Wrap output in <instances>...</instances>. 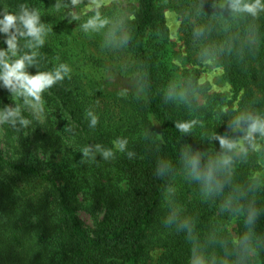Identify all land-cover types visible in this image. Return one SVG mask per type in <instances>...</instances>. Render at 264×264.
Segmentation results:
<instances>
[{
    "label": "trees",
    "instance_id": "trees-1",
    "mask_svg": "<svg viewBox=\"0 0 264 264\" xmlns=\"http://www.w3.org/2000/svg\"><path fill=\"white\" fill-rule=\"evenodd\" d=\"M57 1L0 0V16L37 13L43 40L22 35L18 21L3 33L0 50L7 48L15 61L30 57L29 75L61 70L64 79L45 91L84 146L111 150L107 159L95 158L117 169L124 182L97 187L94 209L102 217L90 235L78 216L88 181L64 171L52 152L39 155L25 143L20 117L3 106L4 141L15 145L17 158L0 151V264H141L149 247L162 250L156 264H251L252 249L264 264V188L239 163L226 127L244 121L253 140L264 139V0L252 9L246 5L257 0L171 5L186 49L213 58L240 96L237 108L229 104L226 112L213 111L224 97L208 95L196 78H188L183 91L176 87L163 63L167 29L156 0H139L135 17L113 30L110 39L131 66L122 76L82 45L73 47L66 14L54 10ZM12 36L15 50L6 43ZM197 94L207 98L205 105ZM182 174L187 179L179 197L167 201ZM230 221L237 243L225 228Z\"/></svg>",
    "mask_w": 264,
    "mask_h": 264
},
{
    "label": "rangeland",
    "instance_id": "rangeland-1",
    "mask_svg": "<svg viewBox=\"0 0 264 264\" xmlns=\"http://www.w3.org/2000/svg\"><path fill=\"white\" fill-rule=\"evenodd\" d=\"M174 3L175 0H156V6L162 12L167 29L164 49L161 52L164 57L163 63L172 71V80L176 87L183 91L185 81L194 77L198 85L207 88L208 95L218 94L224 97V104L215 107L213 111L219 108L226 112L229 104L236 109L240 96L233 94L222 67L217 66L213 58L199 56L184 46L180 31L181 18L171 6ZM54 10L66 14L67 36L74 41L72 44L75 49L82 45L97 58L106 60L107 64L110 62L120 76L129 74L131 66L128 58L110 37L122 21L135 17L139 10V0H58ZM2 36L3 33L0 32L1 39ZM5 53L4 58L0 59V70L4 63L11 65L15 62L7 48ZM195 97L200 106L206 104L205 96L197 94ZM5 105L11 108L21 121H27L26 124L23 123L25 143L37 147L39 155L52 152L56 163L62 166L64 171H71L74 177L88 181L78 196V216L87 232L93 235L96 221L102 217V213L94 209L98 195L97 187L122 185L123 175L95 157L94 160L85 159L81 162L83 159L81 150L85 146L80 133L45 90L37 98L28 95L19 86L5 87L0 80V151L5 158H17L15 145L11 143L8 145L4 141L2 108ZM226 127L227 134L234 141L235 155L239 163L248 169L250 178L264 188V139L253 140L254 131L244 121L238 120L234 124H227ZM186 177L187 174H182L174 181L171 192L166 197L167 201H174L179 197L177 193L184 186ZM192 197L193 193H188L187 199ZM225 228L233 243H237L234 221H230ZM161 253L160 248L149 247L141 264H156ZM249 256L251 264H261L255 250H250Z\"/></svg>",
    "mask_w": 264,
    "mask_h": 264
},
{
    "label": "clouds",
    "instance_id": "clouds-1",
    "mask_svg": "<svg viewBox=\"0 0 264 264\" xmlns=\"http://www.w3.org/2000/svg\"><path fill=\"white\" fill-rule=\"evenodd\" d=\"M259 6V0H257L256 4L246 5V8L252 9ZM236 7V5H233ZM20 22L24 29H26L25 33H21L22 35H27L36 40L38 44H42L43 40L40 39V34L42 31V26L39 25V15L37 13H29L24 11L22 15L17 16L14 13H4L0 16V32L4 34H8L10 29L17 28V22ZM9 50H15L17 47V42L15 36L10 37L6 41ZM6 53L3 50H0V57L5 56ZM30 57H23L21 59L16 60L14 63L9 65L8 63H4L2 70H0V80L3 81L5 87L12 88L19 86L24 89V91L31 96H35L37 98L40 97V94L47 88H50L58 81L64 79L61 70H57L55 72H40L36 75H29L25 71V61L30 60ZM64 72L69 71V69L65 66H62ZM16 113H9V115H15ZM22 123H27V121H22ZM97 123L95 117L92 118L91 125L94 126ZM225 141L221 140L223 144ZM119 148L123 150L124 144L121 143ZM83 159H91L94 160L95 154L99 153L103 158L107 159L112 156L111 150H104L101 146H95V152L89 146H85L82 150Z\"/></svg>",
    "mask_w": 264,
    "mask_h": 264
}]
</instances>
